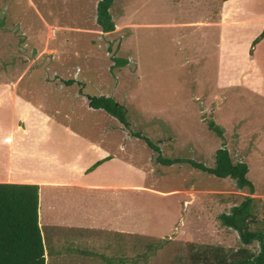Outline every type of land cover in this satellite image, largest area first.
<instances>
[{
    "label": "rangeland",
    "instance_id": "1",
    "mask_svg": "<svg viewBox=\"0 0 264 264\" xmlns=\"http://www.w3.org/2000/svg\"><path fill=\"white\" fill-rule=\"evenodd\" d=\"M98 1L0 0V53H5L0 69L5 71L4 61L9 69L29 68L22 84L41 81L56 86L73 80L78 89L67 90L74 99L84 91L92 97H110L123 109L129 123L125 129L130 126L134 135L148 138L159 150L153 151L142 138L136 147L130 146V157L147 165L136 163L152 176L143 177L144 187L156 183L151 187L163 191L154 195L152 188H139L129 214L135 215L137 229L146 223L158 226L163 220L157 227L163 235L136 234L130 237L129 248L122 239L112 247L103 244L108 235L95 232L62 231L54 238L43 219L44 227L39 228L45 263L194 264V258L211 252L209 248L233 254L242 244L237 231L221 225V214L251 199L246 226L264 234V100L245 86L219 85L234 76V69L225 64L230 58L219 62L217 41L220 35L240 38L238 28L228 31L222 26L224 20L238 22L243 0L227 14L224 0H114L109 13L117 29L108 35L96 26ZM190 23L196 27L189 28ZM253 52L254 47L248 58ZM114 58L125 60V65L114 66ZM11 75L9 82L18 77ZM46 100L48 105L57 102L52 93ZM219 149L227 150L234 164L247 165L252 192L238 190L231 178L209 175L187 163L165 166L157 161L158 156L191 160L212 169ZM147 158H152L151 164ZM96 198L98 193L90 200ZM100 200L97 203L105 206L99 204L101 213L116 212H108L110 207ZM75 205L68 204L62 218L57 212L48 213L52 217L48 220H64L69 226L101 223L94 203L82 200L77 209ZM246 249L257 253L260 245L254 241Z\"/></svg>",
    "mask_w": 264,
    "mask_h": 264
},
{
    "label": "crops",
    "instance_id": "2",
    "mask_svg": "<svg viewBox=\"0 0 264 264\" xmlns=\"http://www.w3.org/2000/svg\"><path fill=\"white\" fill-rule=\"evenodd\" d=\"M239 2L224 1L226 14ZM242 3L238 22L228 24L224 20L222 26L228 31L232 27L238 28L240 38L236 40L231 35H220L217 41L219 62L230 58L225 64L234 69V76L224 78L219 85L231 88L239 84L253 90L264 100V37L253 46V41L264 32V0H243ZM250 4L254 6L253 9ZM5 10L7 12L8 8ZM15 24L21 27L19 22L15 21ZM196 24L187 26L196 27ZM114 31L99 32L108 35ZM49 36L52 38V33ZM233 41H238L237 44L241 46L239 50L236 49L238 45H232ZM253 47V56L248 58ZM4 55L0 53V68ZM250 58H253L251 63ZM4 62L5 71L0 69V184L38 186L39 226L44 227L45 221L48 228L54 231V238L62 231L68 235L81 230L91 235L93 232L96 235H108L103 236V244L112 247L120 244L119 239L127 240L129 248L130 237L136 234L163 235V230H157L158 226H163V220L158 226L146 223L147 227L137 229L135 215L129 214L130 203L133 202L134 194L140 191L139 188H144L142 191H151L148 188H152V194L163 195V191L151 187L156 186V183L144 187L146 178L143 177L152 176L147 175L136 163L144 168L147 165L130 157V146L136 147L138 139L131 127L125 129L123 124L103 109L89 107L88 97L92 96L84 91H80V99H74L67 89H78L77 84L54 86L53 83L41 81L22 84L30 69H9L7 61ZM11 72V76H18L13 82L8 81ZM25 93L27 95L24 96ZM51 93L57 102L48 105L45 102ZM61 93L64 95L61 96ZM146 160L148 164L152 163V158ZM156 164L159 166L157 161ZM192 192L190 197L194 202V190ZM95 193H98L99 198L91 201ZM82 200L94 203L93 211L98 212L100 224L91 221L69 226L64 220H48L52 218L48 213L57 212L62 218V214L67 213L68 204L76 202L77 209V203ZM99 200L110 207L108 212H116L101 213L98 208L103 203H97Z\"/></svg>",
    "mask_w": 264,
    "mask_h": 264
},
{
    "label": "trees",
    "instance_id": "3",
    "mask_svg": "<svg viewBox=\"0 0 264 264\" xmlns=\"http://www.w3.org/2000/svg\"><path fill=\"white\" fill-rule=\"evenodd\" d=\"M228 1V0H224ZM114 0H99L96 6V23L101 32L111 33L115 30L109 10ZM264 37V32L253 41V46ZM114 66L125 65V60L113 59ZM74 83L73 80L66 82ZM89 107L103 109L115 117L121 124L128 126L125 112L115 106L112 98L88 97ZM209 128L219 136L222 130L210 124ZM142 138L148 147L159 152L158 148L148 138ZM157 161L163 165L187 163L192 168L214 175L218 178H231L236 188H247L253 191L252 183L247 179L248 167L245 163H233L227 150L219 149L215 153V166L210 169L201 163L191 160H166L158 156ZM38 186L0 184V264H46L41 230L38 224ZM251 199H246L239 206L232 207L229 214H221L219 220L222 226L238 232L242 244L233 254H227L222 248H209L211 252L202 254L200 258H192L194 264H264V234L250 232L246 221L251 217L249 213ZM253 220V219H252ZM257 241L260 249L257 253L249 252L246 246Z\"/></svg>",
    "mask_w": 264,
    "mask_h": 264
},
{
    "label": "clouds",
    "instance_id": "4",
    "mask_svg": "<svg viewBox=\"0 0 264 264\" xmlns=\"http://www.w3.org/2000/svg\"><path fill=\"white\" fill-rule=\"evenodd\" d=\"M97 24V23H96ZM100 28V27H99ZM52 33V36L54 35V30L51 32ZM103 33V32H102Z\"/></svg>",
    "mask_w": 264,
    "mask_h": 264
},
{
    "label": "water",
    "instance_id": "5",
    "mask_svg": "<svg viewBox=\"0 0 264 264\" xmlns=\"http://www.w3.org/2000/svg\"><path fill=\"white\" fill-rule=\"evenodd\" d=\"M117 106V105H116ZM247 221H249V220H247Z\"/></svg>",
    "mask_w": 264,
    "mask_h": 264
}]
</instances>
